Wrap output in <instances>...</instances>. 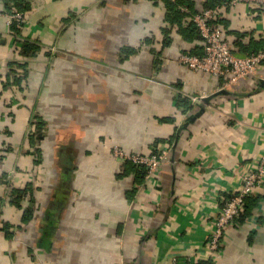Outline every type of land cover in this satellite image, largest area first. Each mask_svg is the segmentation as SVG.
Masks as SVG:
<instances>
[{
  "label": "crops",
  "instance_id": "crops-1",
  "mask_svg": "<svg viewBox=\"0 0 264 264\" xmlns=\"http://www.w3.org/2000/svg\"><path fill=\"white\" fill-rule=\"evenodd\" d=\"M23 2L16 36L0 0V264L203 260L220 198L240 186L234 169L264 149V65L224 88L225 77L180 63L204 41L193 12L174 15L166 0ZM219 20L237 53L264 45V12L253 5L224 8ZM25 39L41 47L30 59ZM35 134L46 140L40 164ZM116 145L173 146L174 161L151 182L114 157ZM30 174L35 202L19 206L10 185L25 187ZM248 204L217 264H264V188Z\"/></svg>",
  "mask_w": 264,
  "mask_h": 264
},
{
  "label": "built area",
  "instance_id": "built-area-1",
  "mask_svg": "<svg viewBox=\"0 0 264 264\" xmlns=\"http://www.w3.org/2000/svg\"><path fill=\"white\" fill-rule=\"evenodd\" d=\"M239 3L264 9V0H224L222 4L215 7L203 8L193 13L195 25L204 41V52L202 54L185 52L179 57L180 63L189 66L193 70L225 77L224 88L232 87L245 78L257 75L264 65V47L250 54L237 53L224 37L222 26L215 22L224 7L226 8L227 5L233 7ZM181 9L191 12L187 6H182ZM4 15L8 18L9 24L14 20L19 22L25 20V13L17 9H13L11 12L4 11ZM203 97L204 95L195 96L194 99L200 101ZM113 154L116 159L145 167V177L151 182L154 181V177L164 164L174 161L171 146H164L146 153L128 151L116 145ZM241 167L234 169L240 170V186L231 195H222L220 198L218 213L211 225V231L207 239L205 258L185 262L175 258V264H217L227 229L235 223L243 212L247 198L256 195L264 188V149L256 161Z\"/></svg>",
  "mask_w": 264,
  "mask_h": 264
},
{
  "label": "trees",
  "instance_id": "trees-1",
  "mask_svg": "<svg viewBox=\"0 0 264 264\" xmlns=\"http://www.w3.org/2000/svg\"><path fill=\"white\" fill-rule=\"evenodd\" d=\"M166 1L169 4V11L170 12H174V15L177 14V13H182L183 14V12H185V11H183L181 9L182 6H187L191 10L190 13H192V12L193 13H196V12L199 11V10H196L195 11V9H193L194 4H193L192 0L191 1L190 0H166ZM223 2H224V0H210V1H207L205 3V6L203 8L215 7L216 5L222 4ZM13 8H17V10L24 12L28 8V5H27V3H24L23 0H6V5H5L4 11L5 12H11L13 10ZM226 8H231V6H228L227 5ZM258 10L264 12V9H259L258 8ZM221 11H220L217 19L215 20V22L217 24H220V25L222 23L219 20L220 19V15H221ZM22 24H23V22H19L17 20H14L10 24L11 30H12V32L14 34H16V36L19 35V34H21ZM196 29H197V33L201 36L200 31L198 30L197 27H196ZM263 47H264V45H261V46H259L256 49H252L253 51L252 50L251 51H249V50H241L240 51L239 50L238 52H239V54L245 55V54H250V53L257 52L258 50H260ZM40 50H41V47H40L39 44L35 43L34 41H32L30 39H25V40L22 41V48L20 50V53H21V55H23V56L27 57L28 59H30L32 56L38 54L40 52ZM203 52H204V50H203ZM190 53H192V52H190ZM202 53H199V54H202ZM195 54H198V53H195ZM11 64L13 65L14 62H11L10 65ZM15 80H16V82L18 80L20 81V78L15 77ZM181 101H184L183 102L184 103V106L186 105L188 109L191 107L190 101L186 100L185 98L182 99ZM31 142L33 144L35 143V135H32ZM172 148H173V146H172ZM35 149L36 150L34 151V161L36 163L40 164L41 163V149H40V146L39 145L38 146L35 145ZM68 155H69V153H66V161H64V162L69 163L70 160H69ZM129 163H131L137 169H140V171H141L142 174H145L146 173L145 167L140 166V165L133 164L132 162H129ZM37 189H38V187L35 185L34 182H30V183L26 184L25 187H14V186H11L10 185V195H11L12 201H14L17 205L22 206V204H20L22 202V200L25 199L27 196H30V197H32L31 203L34 204V202H35V196H33V195H34V193L36 192ZM249 198L250 197H248L247 200H246V204H245L246 210H247V208H249V204H248ZM245 208H244V210H245ZM26 213L28 214L25 217L26 220L32 219L33 216H34L33 206L27 207ZM241 216H243V214L240 215L239 217H241Z\"/></svg>",
  "mask_w": 264,
  "mask_h": 264
},
{
  "label": "rangeland",
  "instance_id": "rangeland-1",
  "mask_svg": "<svg viewBox=\"0 0 264 264\" xmlns=\"http://www.w3.org/2000/svg\"><path fill=\"white\" fill-rule=\"evenodd\" d=\"M41 138H40V136H39V134H35V145H37L38 146V144H39V140H40ZM45 141L46 140H43V143L41 142V144H40V149H42V147H43V145H45L44 143H45ZM55 145V144H54ZM34 149H33V153H34V151L36 150L35 149V147H33ZM44 148V147H43ZM43 151L41 150V153H42ZM32 172V171H31ZM33 173V172H32ZM31 179H32V182H34L35 183V181H36V179H35V177H37V175L36 176H33L32 174H30V176H29Z\"/></svg>",
  "mask_w": 264,
  "mask_h": 264
},
{
  "label": "water",
  "instance_id": "water-1",
  "mask_svg": "<svg viewBox=\"0 0 264 264\" xmlns=\"http://www.w3.org/2000/svg\"><path fill=\"white\" fill-rule=\"evenodd\" d=\"M208 98H209V97H207V96H206V97H203V98H202V101H207Z\"/></svg>",
  "mask_w": 264,
  "mask_h": 264
}]
</instances>
